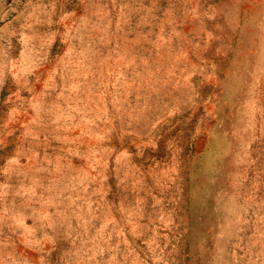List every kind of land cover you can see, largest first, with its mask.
Segmentation results:
<instances>
[{"label": "rangeland", "instance_id": "1", "mask_svg": "<svg viewBox=\"0 0 264 264\" xmlns=\"http://www.w3.org/2000/svg\"><path fill=\"white\" fill-rule=\"evenodd\" d=\"M260 1L0 0V264H264Z\"/></svg>", "mask_w": 264, "mask_h": 264}, {"label": "bare ground", "instance_id": "2", "mask_svg": "<svg viewBox=\"0 0 264 264\" xmlns=\"http://www.w3.org/2000/svg\"><path fill=\"white\" fill-rule=\"evenodd\" d=\"M260 2H264V0H263V1H260ZM240 14L243 16V17H241V20H245V19H246V20H245V23L243 24V26H245V24H246L247 22H249V20H250L251 17H249V16L247 15L246 9H242V10L240 11ZM204 26H206V23H204V25H203L202 23H198L197 28H198L199 30H203V29L205 30ZM206 30H207V29H206ZM213 42H214L213 39H208V40L205 42V43L207 44V48H208V49H206V52H205V51H201L200 55L206 57V55L209 54L208 59H209L211 62H214L213 68H214L215 70H217L218 65L215 63V60H214V59H216V58L218 57V55H216L217 51H211V52H210L211 47H212V43H213ZM218 46H219V45H218ZM259 48H260V46H259ZM222 49H223L224 55H227V54L230 52L228 46L223 47V45H222ZM233 51H234V50H233ZM227 56H228V55H227ZM248 57H249V54H247V58H248ZM263 62H264V61H263ZM254 69H256V67H255ZM261 71H263V69H261L259 72H261ZM249 76H251L250 73H249ZM241 175H242V174H241ZM253 198H254V196H253ZM256 202H257V201H256ZM258 204L260 205V202H258Z\"/></svg>", "mask_w": 264, "mask_h": 264}]
</instances>
